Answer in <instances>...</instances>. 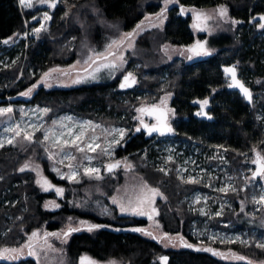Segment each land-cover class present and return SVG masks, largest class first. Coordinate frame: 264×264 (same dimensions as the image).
I'll list each match as a JSON object with an SVG mask.
<instances>
[{
    "label": "trees",
    "instance_id": "1",
    "mask_svg": "<svg viewBox=\"0 0 264 264\" xmlns=\"http://www.w3.org/2000/svg\"><path fill=\"white\" fill-rule=\"evenodd\" d=\"M163 1L56 0L52 7L49 3L32 0L33 6L28 8L21 6L19 0H0V57L14 58L23 48L14 63L0 66V105L47 103L51 114L72 111L102 126L118 123L125 126L128 133L124 144L116 149V155H131L144 179L162 190L164 198L158 200L157 217L166 234L179 235L181 246L166 247L157 237L133 231L144 229L148 224L146 217L118 213L99 215L91 208L85 210L75 205L67 198L70 192L66 198L57 199L59 207H45L46 201L56 195L37 184L34 172L19 170L26 154L15 145L0 147V246L18 245L35 229H60L70 217L79 216L95 219L92 225L101 227L92 231H88V226L74 227L79 231L70 233L67 257L60 264H81L84 255L98 261L117 259L123 264H264V247L258 246L262 245L258 240L264 236V212L254 214L252 211V191L257 185L244 187L247 181L242 177V170L252 166L257 172L260 166L253 165V161L264 166V29L259 26L264 23L260 20L264 16V0H174L164 9L167 11L164 24L146 21V14L163 9ZM208 6H224L231 19L242 20V24L231 22L234 28L221 33L224 39L210 56L192 61L181 56L163 60L166 44L190 47L200 37L192 27L193 16L186 8ZM41 24L44 29L35 32ZM137 25L141 28L137 29ZM129 30L136 33L133 46L126 51L129 66L136 71L132 76L135 83L130 87H120L124 80L120 71L69 88H46L37 84L43 72L78 59L80 50L84 61L92 54L106 55L108 46ZM5 39H9L7 44L3 43ZM233 62L242 64V83L250 91L251 100L243 93L242 102L232 93H221L218 101L222 107L217 109L215 121L194 116L193 99L206 97L211 86L222 77L220 65ZM33 85L38 87L35 94L29 99L22 98L23 91ZM164 92L173 96L172 104L180 117L176 124L180 130L178 137L198 141L193 146L201 150L197 153L201 164L204 161L209 165L210 150L215 148L210 145H227V161L216 158L215 163L219 162L221 167L229 164L232 171L239 172V178L238 188L228 190L230 206H225L223 215L208 217L190 207L192 193L210 190L207 176L188 182L177 174L175 162L170 174H165L158 167V148L151 143L155 136L136 131L138 105L145 98L157 101ZM31 145L37 144L32 142ZM182 149L185 150L181 156L191 153L187 146ZM43 165L52 181L73 188L71 182L56 176L47 159H43ZM120 171V166L106 171L104 181L108 194L122 182ZM259 177L262 180L264 175ZM87 182L83 180L78 185L83 188ZM214 207L213 212L219 213L218 204ZM212 227L227 233L247 231L251 240L238 243L215 239L209 234ZM209 248L213 251L204 250ZM228 255H232L231 258ZM162 257H166V261L161 260ZM0 264L38 262L26 254L11 260L1 258Z\"/></svg>",
    "mask_w": 264,
    "mask_h": 264
},
{
    "label": "rangeland",
    "instance_id": "2",
    "mask_svg": "<svg viewBox=\"0 0 264 264\" xmlns=\"http://www.w3.org/2000/svg\"><path fill=\"white\" fill-rule=\"evenodd\" d=\"M174 2L175 1L173 0V2L167 3L166 6V0H164L162 16H158V14L161 13V10L160 12L146 14L144 19L150 23L164 24L167 18V11L164 9L172 5ZM221 7L224 6L186 8V10L190 11L193 16L192 27L200 37H198L190 47L166 44L164 46L166 57L163 58V60L181 56L188 61H192L200 56H205L204 54L196 55L194 52L189 51V49L197 44V42L203 43L208 52L216 51L219 47V42L224 39V36H222L221 33L234 28L233 25H231L233 20L228 12L227 16L224 18L219 16L218 12ZM131 32L133 31L129 30L123 32L117 40L118 43L104 52L106 54L104 56H107V59H99L92 63L97 57L92 54L90 56L92 59L87 60V63H85L86 61L82 60L80 57L82 55V50H80L78 59L66 66H56L50 69H57L58 71H46L45 73H49V76L45 79H42V77H44L43 72L37 84H42L46 88H69L99 80L114 73L117 74L119 71L122 72V77L129 73L133 76L136 71L130 68L129 60L126 57V51L133 46L136 33L130 40L125 38V34ZM120 41L123 42L120 43ZM129 44H131V47H129ZM109 51L115 52L116 55L109 56ZM22 52L23 48L19 49L14 58L9 55L0 57V66H7L10 63H14ZM1 54L2 52H0V55ZM120 57H122V60ZM112 63L117 66L115 68L102 66L104 64ZM90 64L91 66L87 68ZM96 69H99V71ZM125 69L128 70V72H125ZM77 80L80 82L75 83L74 81ZM48 85L51 86L49 87ZM31 89L32 92L30 95H22V98H31L37 91L38 87L36 85V87H31ZM28 90L29 89H26L23 93ZM170 96L171 93L164 92L158 100L161 102L162 100L164 101L165 97L168 98ZM157 101H151V97L145 98L143 102L138 105L137 109H144V111H138L136 114L138 123L139 119L141 120L144 118L146 107ZM4 108H11L12 111L0 113V142L3 143V146L15 145L23 148L26 157L20 165L19 170L27 163L29 167L24 171L30 170L34 172L36 174V182L37 180H40L42 184L44 180H47L52 185V187L49 188V191L54 192L57 197L52 196L51 199L46 201L48 206H53L50 202L58 204L59 201H57V199L59 197L66 198L65 196L67 192H70L71 196L67 198L73 200L75 205L85 210L91 208L92 211L99 213V215L110 216L118 213L121 215L146 217L148 218V224L144 226V231H142L144 235H146V232H151L152 236L149 237L159 238L164 246L167 245L166 247L181 246L178 234H167L170 239H162L166 233L157 217L159 211L158 200L164 198L162 190L159 187L151 185L146 179H144L142 172L136 169V163L134 159L131 158V155H124L121 157H117L116 155V149L124 144V137L126 136V133H128V129L125 126L120 125L119 123L109 126H105L104 124L102 126L98 121H95L92 118L83 117L72 111L51 114L52 109L47 103L38 104L23 102L16 106L8 102L4 105H0V109ZM44 109H47L48 111H44ZM9 129H13L14 131H9ZM15 131H19L21 134L16 136ZM121 131L124 133L123 137L120 136ZM81 133H83L82 138L73 145L71 141ZM45 134L48 135V140H44ZM26 135H32V140L29 141L25 139ZM8 140H12V143L9 144L7 142ZM181 140L185 141L184 144L187 145L189 150L193 147V151L191 152L190 150V154L186 153V155L181 156L184 154L185 150L182 149L183 147L181 148L179 146ZM64 141H68V143L65 144ZM32 142H35L37 145L32 146ZM152 143L156 144V147L158 148V150H156L159 166H157L165 174H170L173 168L172 162H175L177 164V174L184 180L188 181L191 179L195 181L207 176V185H209L210 190L205 192L197 190L195 193H192V196H190L192 198L189 200L188 204L190 207L194 210L199 209L202 214H207L208 217H210L211 215H218V213L213 212L215 204H218L216 210L219 212V215L225 213V206H230L228 190H230V188L232 190L238 188L237 181L239 178V172L236 173L232 171L229 164H226L223 167L220 166L219 162L206 165L202 159L201 161L203 163L201 164L197 157V153L201 152V150L198 146H195L198 144L197 140H190L188 138L176 139L175 135H173L169 137H154ZM193 144L195 145L193 146ZM89 145L95 148V151L89 150ZM80 148H82L83 151H79L78 149ZM213 150L214 151H211L213 154L211 160L213 158H219L220 160L227 161L228 149L215 147ZM67 157H74V159H68ZM43 159L49 161L51 165L50 167L56 176L60 179H66L71 182L73 188L69 189L68 186L66 187L60 182L52 181L45 172ZM117 162H119L118 165ZM69 165H71V167H69ZM109 165L120 166V172L123 177L122 182L111 194L106 192L104 181L107 178L106 171L109 169ZM253 165L255 164L253 163ZM258 166H261V164ZM88 169H98L99 171L97 173H92L91 175H86L85 173ZM254 172L256 171L253 166L248 170H242V177L247 181L244 183V187L254 183L257 185V189L252 191L253 198L251 209L254 214H260L264 212V202L260 201V197L264 196V178L261 180L259 175L253 177ZM73 173H75V179H67V177ZM97 176L101 178L97 179ZM83 180L88 182L83 188H81L78 184L83 182ZM213 181L216 182V184L212 185ZM219 181L221 182L218 183ZM41 184L38 185L44 190ZM223 188H227L228 190L220 191V189ZM56 189H62L63 192L57 194ZM150 189H157L159 195L153 196L149 191ZM145 196L150 197L152 201L151 205H148L147 203L143 205V210L147 212L148 215H138L134 213L132 209L137 208L140 205V201ZM121 206H124L129 210L121 212ZM149 215H151V219H149ZM95 221V219L90 217L72 216L60 229H35L27 235L24 242L18 245L0 246V259L6 258L7 260H11L13 256L18 258L30 254L37 260L38 264H60L67 257L66 243L70 236V234L65 236L64 233L68 232L70 228H84L92 225ZM205 222H207V219ZM222 223L229 224V221H223ZM196 225L197 224L194 223V226ZM196 228L198 229V227ZM218 230L213 227L210 229L209 234L212 238L221 239L226 242L236 241L238 243L248 241L249 239L251 240V237H249L250 234L247 231H232L227 233L220 228ZM33 233H37V235L33 237ZM258 242L264 245V236H262ZM11 249H18L19 251H5ZM228 256L231 258L232 255ZM82 258L83 264H123L122 261L117 259L98 261L87 255L82 256Z\"/></svg>",
    "mask_w": 264,
    "mask_h": 264
},
{
    "label": "snow or ice",
    "instance_id": "3",
    "mask_svg": "<svg viewBox=\"0 0 264 264\" xmlns=\"http://www.w3.org/2000/svg\"><path fill=\"white\" fill-rule=\"evenodd\" d=\"M37 2H38V3H49L50 6L55 7L56 0H37ZM171 2H173V0H166V6H167V3H171ZM19 4H20L21 6H23V7H28V8H30V7L33 6L32 0H19ZM218 14H219V16H220L221 18L226 17V16H227V9L224 8V7H221V8L219 9ZM162 15H163V10L161 11V13L158 14V16H162ZM34 18H35V17H34ZM44 18H45V20L49 19L47 13H45V17H44ZM260 20H264V16H261V17H260ZM232 23H233V24H238V23H240V21L233 20ZM259 26H260V28L264 29V23H261ZM140 28H141V26H140V25H137V29H140ZM43 29H44V25L41 24L40 27L34 29V31L37 32V33H39V32H40L41 30H43ZM134 34H135V32L126 33V34H125V38H127V39L130 40L131 37H132ZM9 39H11V38H9ZM9 39H5V40L3 41V43L7 44V43L9 42ZM122 42H123V41H120V43H122ZM117 43H118L117 41H113L112 44H110V45L108 46V48L111 49V48L113 47V45H116ZM129 47H131V44H129ZM189 51L194 52L196 55H201V54L207 55V54H209L208 50L205 49L204 44H203V43H200V42H197V44L193 45L192 48L189 49ZM108 55H109V56H115L116 54H115V52H111V51H109V52H108ZM101 58H102V59H107V56H103V54H99V55H98V59H101ZM91 59H92V58L89 57V60H91ZM120 59L122 60V57H120ZM85 63H87V61H86ZM102 66H103V67H112V68H115L117 65L114 64V63H112V64H104V65H102ZM96 70L99 71V69H96ZM50 71H58V70H57V69H53V70H50ZM224 71H225V73H230L231 76H232V81H233V83H232V84H229V87H238V88L240 89V91L243 93V95H244L247 99L251 100L252 97H251V93H250V91H249L246 87H244L243 84L240 83V81H238V80L236 79L235 68H234V67H232V68H226ZM48 76H49V73H44V77H42V79H45V78H47ZM130 78H131V79H130ZM74 82H75V83H79L80 81L77 80V81H74ZM134 83H135V79L132 78V74L129 73L128 75L124 76V80H123V82L120 84V87H121V88H127V87H130V86H131L132 84H134ZM48 86L50 87L51 85H48ZM34 87H36V85H33V88H34ZM31 92H32V89L30 88L27 92L22 93V95L27 96V95H30ZM164 102H165V101L162 100V103H164ZM200 104H201V108L203 109L204 106H206V105L208 104V101H207V100H204V101L200 102ZM11 111H12L11 108L0 109V113L11 112ZM44 111H48V110H47V109H44ZM137 111H141V112H142V111H144V109H137ZM197 115H206V113H204L203 111H201V112H198ZM139 130H140L139 128L136 129V131H139ZM9 131H14V130H13V129H9ZM154 131H168V132H171L172 129H171L170 127H163V129H161V128H158V127L155 126V125L152 126V127H150V128H148V132H149V133L154 132ZM20 134H21V133H20L19 131H15V135H16V136H19ZM82 135H83V133H81L79 136H76L75 139H73V140L71 141V143H72L73 145H75V144L77 143V141L80 140V139L82 138ZM123 135H124V133L121 131V132H120V136L123 137ZM25 139L31 141V140H32V135H26V136H25ZM44 140H48V135H47V134H45V136H44ZM7 142H8L9 144H11V143H12V140H8ZM64 143L67 144L68 141H64ZM117 143H118V141H117ZM0 147H3V143H2V142H0ZM78 150H79V151H83L82 148H80V149H78ZM89 150H91V151H95V148H93L91 145H89ZM67 158H68V159H74V157H67ZM257 162H258V161H253V163H257ZM118 164H119V162H117V165H118ZM117 165H109V171H111V169H112L113 167H116ZM28 167H29V165L26 163V164L20 169V171L23 172V171H24L25 169H27ZM69 167H71V165H69ZM262 168H264V166H262ZM98 171H99L98 169H88V170H86V173H85V174H86V175H91L92 173H97ZM258 175H264V171H262V170H258L257 172H254V173H253V177L258 176ZM96 178H97V179H100L101 177L97 176ZM67 179H69V180H73V179H75V173H73L72 175L68 176ZM188 182H196V181L190 179ZM37 183H38V184H41V181H40V180H37ZM41 186L44 188L45 191H48L49 188L52 187V185H51L47 180H44L43 183L41 184ZM227 190H228L227 188L220 189V191H227ZM233 190H235V189H233ZM149 191L151 192V194H152L153 196H155V195H159V192H158L157 189H150ZM56 192H57V194H61V193L63 192V190H62V189H56ZM260 201H261V202H264V196H261V197H260ZM50 203H52V205H53L54 207H59V205H58V204H55L54 202H50ZM145 203H147L148 205H151V203H152L151 198L148 197V196H145V197L140 201V205H139L137 208H133L132 211H133L134 213L138 214V215H148V213L145 212V211L143 210V205H144ZM45 207H48V205H45ZM120 210H121V212H125V211H128L129 209L125 208L124 206H121V209H120ZM153 211H154V209H153ZM218 215H219V213H218ZM151 218H152L151 215H149V219H151ZM82 223H84V222H82ZM98 227H101V226H100V225H89V226H88V231H92L94 228H98ZM74 231H79V229H73V228H70V229L68 230V232H65V233H64V235L67 236V235H69L71 232H74ZM133 231H144V230H143V229H133ZM145 234L148 235V236H152V233H151V232H146ZM32 235H33V237H35V236L37 235V233H33ZM53 235H55V234H53ZM162 239H170V238L167 236V234H165V236L162 237ZM165 246H167V245H165ZM184 246H186V247H193V246L190 245V244H185ZM258 246H259V247H264V245H258ZM204 250H205V251H210V252L213 251V250L210 249V248H209V249H204ZM5 251L18 252L19 250H18V249H11V250H5ZM221 255H222V254H221ZM15 258H16L15 256L12 257V259H15ZM236 258H237V259H243V257H236ZM166 259H167L166 257H162V258H161V260H164V261H166ZM82 264H83V258H82Z\"/></svg>",
    "mask_w": 264,
    "mask_h": 264
},
{
    "label": "flooded vegetation",
    "instance_id": "4",
    "mask_svg": "<svg viewBox=\"0 0 264 264\" xmlns=\"http://www.w3.org/2000/svg\"><path fill=\"white\" fill-rule=\"evenodd\" d=\"M239 21L242 24V20H239ZM213 53H214V51L213 52L210 51L209 54H207V55L210 56ZM200 57H203V56H200ZM225 64H228V63H224V64L220 65L222 77L219 79V81H217L215 84H213L211 86L210 91H209L210 93L204 98L195 97L193 99L194 109L192 112H193L194 116L200 117V118H206L208 121H211V122L215 121V119L218 116L217 109L222 107L221 103L218 101L219 95L221 93H232L234 96L238 97V99L242 102V92L240 91V89L238 87H229V84H232L233 81H232L231 76L226 74L225 71L223 70V65H225ZM229 65H232L235 68V71L239 77V81H240V83H242V64L233 62ZM243 86L247 88V86L244 83H243ZM172 98H173L172 95L168 98L165 97L164 103H162V101L160 102L158 100L159 101V102L157 101L158 103L154 102L150 106L146 107L144 118H142L141 120L139 119L140 125L138 126V128L140 129V131L142 130L146 134L153 135L155 137H169V136L175 135L176 139L177 138L180 139V137H178V133H180V130L178 129V127L176 125V124H178V122H180L178 120L180 117L175 112L174 106L172 104ZM204 100H207L208 104L206 106H204V108L202 109L200 102H202ZM201 111L206 113V115H197V113L201 112ZM143 123H146L150 127L155 125L161 129H163V127H170L172 129V131L171 132L154 131V132L148 133L143 129V127H142ZM152 141H151V143H152ZM182 144H184V143H181L179 146H181V147L187 146L185 144L184 145H182ZM210 146L222 147L224 149L225 148L227 149V145L225 143H221L218 145H210ZM210 151H214V150L212 149ZM211 156H213V154H211ZM209 163L214 164L215 158H213L212 160L210 159ZM257 164L259 165L260 163L257 162L256 165Z\"/></svg>",
    "mask_w": 264,
    "mask_h": 264
},
{
    "label": "water",
    "instance_id": "5",
    "mask_svg": "<svg viewBox=\"0 0 264 264\" xmlns=\"http://www.w3.org/2000/svg\"><path fill=\"white\" fill-rule=\"evenodd\" d=\"M97 60H99L98 59V56L92 61V63H94L95 61H97ZM91 63V64H92ZM91 64L87 67V68H89L90 66H91ZM233 66L232 65H229V64H225V65H223V70H225L226 68H232ZM86 68V69H87ZM235 73H236V71H235ZM226 74H228V75H230L231 76V74L230 73H226ZM231 78H232V76H231ZM236 79L239 81V77H238V75H237V73H236ZM243 84V83H242ZM143 129L146 131V132H148V128H150V126L149 125H147L146 123H143ZM149 133V132H148ZM258 170H262V167L260 166V167H258L257 168ZM257 170V171H258Z\"/></svg>",
    "mask_w": 264,
    "mask_h": 264
}]
</instances>
